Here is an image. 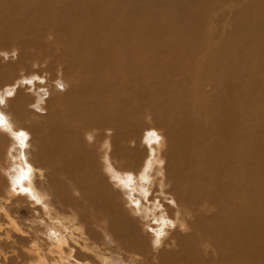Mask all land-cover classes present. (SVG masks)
<instances>
[{"label":"bare ground","instance_id":"6f19581e","mask_svg":"<svg viewBox=\"0 0 264 264\" xmlns=\"http://www.w3.org/2000/svg\"><path fill=\"white\" fill-rule=\"evenodd\" d=\"M226 1L0 0L2 45L16 42L24 49L37 41L36 51L43 50L36 54L52 56L47 66L60 64L67 75L63 76L68 83L65 91L55 92L44 102L42 96L49 93L46 86L34 90V79L24 77L22 81H32L30 87H7L14 66L0 65L2 93H19L6 100V109L0 106L8 121L6 127L26 134L21 138L26 147H20L0 131L1 186L5 188L7 178L13 191L5 200L0 196V214L14 230L29 234L30 243L34 242V251L30 250L38 253L41 264H67V250H72L70 239L74 237L70 231H79L82 225L90 235L83 249L95 251L107 245L103 236L102 245L97 243L107 227L124 250L132 255L143 252L144 242L137 235L140 227L137 236L130 228L140 224L135 220L146 217L141 214L139 218L135 211L162 208L170 217V211L175 210L168 208L166 189H153L152 198L146 193L151 184L156 188L163 183L162 170L166 186L183 207L209 202L222 212L220 221L212 225L197 221L194 230L202 229L218 239L225 237V244L237 247L238 257L248 250L250 258L264 262V0H250L240 8L231 33L219 43L211 39L205 24L209 9ZM235 1L241 4V0ZM49 33L54 43H39L42 35ZM30 35L34 38L24 40ZM23 59L25 64L28 57ZM38 76L34 73L31 77ZM64 83L59 81L57 86ZM34 95L37 110L44 111L40 103L49 108L46 117L29 111ZM146 118H151L150 123ZM153 130L161 131L168 141L159 158L152 152L159 146ZM147 139L154 147L151 142L148 146ZM13 153L19 155L17 163ZM25 158L31 168L26 167ZM161 160H166L163 167ZM46 168L52 171L41 174L44 179L37 182L36 169L43 172ZM29 174L30 179L21 183ZM73 192L80 193L78 200ZM82 195L86 202L81 201ZM7 199L40 205L51 224L60 225L67 234L54 242L47 236L48 242H44L34 231H22L19 210L2 204ZM57 202L72 212L83 204L94 212L105 211L109 224L107 221L108 226L98 228L100 234L93 223L92 229L84 227L85 215L75 222L78 225H71ZM163 210L157 218L161 225L154 230L157 241L164 237L168 225ZM125 219L132 223L126 225ZM56 229L58 226L48 230L51 239H57ZM178 237L179 253L162 251L152 263L150 255H145L143 264H166L162 256L172 254L175 258L183 253L185 240ZM162 243L171 246L170 239Z\"/></svg>","mask_w":264,"mask_h":264},{"label":"rangeland","instance_id":"374dc122","mask_svg":"<svg viewBox=\"0 0 264 264\" xmlns=\"http://www.w3.org/2000/svg\"><path fill=\"white\" fill-rule=\"evenodd\" d=\"M232 1H234V0H229V2L227 0L226 3H224V2L218 3L217 2L219 4V7H218V5H215L216 4L215 3L211 7L212 9L210 8L209 11L207 12V14L209 16H207L208 19H206V24H205L206 25V31L208 34H210L211 39H213L215 42L222 43L224 41V39H227V37L229 36V31L231 33V30L234 27L233 21H234L235 15H236L235 13L237 11H239L240 8L241 9L244 8L245 7L244 5L250 3L249 2L250 0H241L240 1L241 4H239L237 1H235L234 2L235 4H234ZM243 1H245V2H243ZM242 4H243V6H241ZM48 35H49V37H48ZM29 37L30 38H24V40L34 38L32 35H30ZM46 38L49 39L48 41H50V42H48L46 40ZM50 38L52 39V41ZM53 40L55 41L54 37L52 36V34L49 33V34L42 35V38L38 41H39V43L43 42L42 44H44V42H45V45L49 46V44L54 43ZM15 41L16 40H14V42ZM0 43H1L0 53L3 54V55H0V65L6 66L8 64L12 67L13 66L15 67V68L13 67L14 75L11 78V82L6 81V82H9V84H7V87H12L13 84H16V85H19V88H16V89L22 90L21 86H23V85H25L26 87L31 86V84L26 85V84L22 83L23 82L22 79L24 77H29L30 79H34V81H33L34 85H33L32 89H34V90H36L37 88L39 89L41 87L40 85H42V87L46 86V89L49 90V93L47 96H42L45 99L44 102L46 100H49L51 98L52 94H54L55 92L65 91L68 83L63 78V76L65 77L66 72H64L62 65H60V64L58 65L57 63H56V65H52L51 67L47 66V65H49V61L51 60L52 56H44L42 54H36V53H39L43 50V49H41V50L39 49L40 51L39 50L36 51L37 46H39L37 41L33 42L30 46H27V48H24V49L21 47V44L16 43V42L13 44L11 43L9 45L6 44L7 46L4 44H3L4 46L2 45V43H3L2 40L0 41ZM40 47L43 48V46H40ZM25 56L28 57V61H27L28 63L26 62L24 64L23 58ZM204 63L205 62H203L202 64H204ZM34 73H36V75L37 74L40 75V76H38V79L45 77L46 79L45 78L44 79L47 82H45L44 80H43V82L40 80L35 81V79H37V78H32ZM199 73L200 72H198V74ZM193 75H194V73H193ZM193 75H191V77H193ZM66 77H67V75H66ZM59 81L65 82L63 87L57 86V83ZM43 84H45V85L43 86ZM2 88L3 87H0V95H2ZM32 89H30V91H32ZM208 89H209V87H207V90ZM27 93H29V91ZM18 94L19 93L17 91V94L15 93L16 96L14 95V98L17 97ZM194 94L195 93H193L192 95H194ZM2 98L4 99V104H3L4 107L3 108L6 109V107H8L6 100L9 98H6V96H2ZM34 98H35L34 99L35 101L34 102L31 101L32 103L28 106L29 111L33 112L32 114H35V115L40 116L42 118L46 117L48 114L49 108H47V106H45V103H43V104L40 103L39 106L42 109H44V111L41 112V111L37 110L35 108V105H37L39 103H37V98L35 95H34ZM150 120H151V118L150 119L146 118L145 121L147 123H150ZM30 122L31 121H26L25 123H30ZM153 131L158 136L159 146L157 148L158 149L157 151H156V149H154V150H152V152H154L156 157L159 158L162 156V153L165 151L166 144L168 141L166 140L165 136L162 135L163 133L161 131H159V130L158 131L153 130ZM30 137H31V135L29 134L28 138H30ZM146 142L149 146V143L151 141L147 139ZM35 145H37V144H35ZM151 146L154 147L153 143ZM38 149H39V146L37 145L36 150L38 151ZM13 156L15 157L14 163H17L18 159H19V155L17 158V156L13 153ZM161 165H162V167L165 166L166 160L165 161L161 160ZM51 171H52L51 169L47 170V168L44 169L43 172L36 169L34 179L38 180L37 182H39V181H41V179H44V177L41 176V174H44V172L47 174V173H50ZM164 175H165V172H164V170H162L160 172L159 176L162 177L163 183L159 184L156 188L154 186V183L151 184L148 192H146V193L148 195V198H150V197L152 198L153 197V193H152L153 189L155 190V189H158L160 187L162 189H166L164 191V194L166 192V203L168 205V208L171 210L175 209V210H172V212H175L178 210L179 213L178 212L172 213L170 211L171 215H173V216L170 215V217H169V215H167L168 213L164 212V210L161 208L160 211L163 210V212L166 213V217L169 219H168V225L165 226L164 237L161 239V241H157L154 238V236H155L154 230L156 229L155 226L160 222V220H157L159 212H160V211H158V208L153 209L151 212L150 211L144 212L142 210L145 214L142 211H139V212L135 211L136 213H134V214H136V216L140 215L139 218L141 217V214H142V216H144L143 218L146 217L145 219H142V220H139V219L135 220V221L140 222L141 225L143 224L142 226L140 224L139 225L136 224L133 228L132 227L130 228L131 229L130 233L135 235L139 232L137 234L138 238H141L144 242V244H142L143 245L142 251L144 253L141 252L140 250L138 251V252H141L142 254L141 253L139 254L138 252H134L135 254L132 255L133 252H129L127 250H124L125 249L124 245L118 243V240L116 238H114V236L112 238L113 234H111L112 232H110L112 230V228L110 229V231H108L107 227H105V225L108 226V224H109V218L106 217L107 214H105V211L98 210V212L95 211L96 212L95 213L94 210L90 206L85 207V205L83 204V206L78 205L75 208V212H72V208L70 209L67 206L66 207L62 206L61 204H59L57 202L56 203L57 207L58 208L60 207L61 211L66 216H69L68 220L71 221V223H70L71 225H75L80 220V218L83 215H85V216H83L84 218L86 217V219H84L86 221V225L84 224V227L87 226L88 229H92L93 224H94L95 228L97 229L95 232L98 234H100L99 232H97L99 230L98 228H101V229H103L104 227L106 228L105 230L103 229L104 231L102 230V234L98 236L97 243H99V244L103 243V240L101 239V237L103 236L104 242L106 241L107 245L105 244L106 245L105 246L103 244L104 245L103 246L101 244L102 247L97 248L98 250L97 249L95 250L97 252L96 253L93 250L90 251L88 248L83 249L85 247V245H83L84 241L88 240V238L90 236V235L86 234V231H85V228H83V225L80 226L79 231H76L73 233L71 230L72 228L69 224V228L71 230L70 232L72 235H74V237H72V239H74V240L76 239V240L74 241V240L70 239L71 240L70 243L72 244V250H69V249L67 250L69 252V255H70V256H68L69 259L67 261V264H98V262H97L98 259L100 260V264H117V263L118 264H141V262L143 264L144 263L143 260H144L145 255H150V262L149 263H152V262H155L154 261L155 257L161 256L162 251H165L167 253H179V251H181L180 246L176 245V243H177L176 241H178V238H179L178 236H181L184 238L185 241H184L183 246H184L185 250L179 256L176 255L175 258H173L174 255H172V254H170V256L169 255L168 256H162V258H164L162 261L165 262L166 264H264V262H261L262 260H258V259L256 260V259L250 258L248 255L249 254L248 250L247 251L242 250L243 255H239V257H238V255H236V248L237 247L234 248V246H235L234 243L230 244L228 242L227 244H225V237H220V239H218L216 236L214 237V236H212V234H208V233L204 232V230H202V229L201 230H194L198 226L197 224H195V223H197V221L206 222L207 224H210V225L214 224V222H216L217 220L220 221V219L223 218L222 212H217L216 208L213 207L212 204H209V202L208 203L207 202L199 203V205H196V207L195 206L187 207V209L189 208L187 210L185 207L182 206L181 202L179 203L177 201L179 198H177L176 195H173L170 193L171 189H168V187L166 186V183L164 180ZM159 176H156V179H159ZM2 178H4L3 172H2V170H0V196H1V198H3V200H5L4 197L5 196L11 197L13 191H10L8 188L9 181H7V178L4 179L5 188H3L1 186L2 182H3ZM169 187L171 188V185H169ZM151 188H152V190H151ZM45 191H47V190L45 189ZM73 194H74V197L77 198V200H78L77 196H80V193L73 192ZM45 196L46 195H44V197ZM52 199H54V198H52ZM56 199L59 200L58 198H56ZM31 201H33V200L31 199ZM81 201H85L83 195H82ZM2 204L5 206L7 205L6 206L7 208L10 207L11 209L19 210V214H20L21 221H22L19 223H21L22 231L23 230L26 231V228H27V230L28 229L32 230L36 234H38V236L44 242L45 241L48 242L47 236L49 237V240L51 242H54L56 240L58 241L59 237L67 234L64 228H62L60 225H57L58 230L57 229L55 230V234L57 235V239H55V238L51 239L50 238L51 236L48 234V232L53 231L54 228H57V226H54V224L53 225L51 224L49 217L46 214H44L43 211H41L42 209H41L40 205H38V204H34V203L32 204V203H28V202L20 201V200L15 202V200H13V199H10V200L7 199V202L5 203L3 201ZM178 205L180 206L181 210H183V211L186 210V213L182 212L180 210V208L176 207ZM83 207H84L85 211L83 210ZM128 207L130 208L132 206H128ZM125 208H127V207H125ZM132 208L135 210L134 207H132ZM191 208H194V209H191ZM212 208H214V209H212ZM180 212L185 213L186 215L181 214L182 215L181 216ZM146 213H147V216H146ZM187 213H189V214H187ZM134 214H133V216L136 217ZM176 214H178V215L176 216ZM193 214H195V215L193 216ZM75 216H77V218ZM97 216L100 217L101 219L98 218ZM71 219L72 220L75 219V220L72 221ZM96 220H98V221L95 222ZM192 220H194V222ZM208 220H210V221H208ZM107 221H108V224H106ZM148 221H149V223H148ZM183 221L185 223H182ZM73 223H75V224H73ZM126 223L130 225L132 223V219H131V221H130V219L129 220L127 219L125 221V224ZM185 224H187V225H185ZM76 225H78V224H76ZM158 225H161V224L159 223ZM138 227H140L139 228L140 231L138 230V232H136L137 231L136 229ZM133 231H135V232H133ZM78 232H80V233L83 232L82 234L85 235V237L82 234L80 235V233H78ZM174 232L179 233V234H175ZM23 233L21 231L17 232V230H14V228L12 227V224H6L5 220L3 219V217H1V214H0V264H41V262H40L41 260L37 259L38 253L32 252V251H34V247H32L34 245V242L30 243L31 238L28 236L29 234L25 233L24 235H22ZM192 233H194V234H192ZM173 234L177 235V237L175 238ZM25 235H27V236H25ZM137 235H135V236H137ZM184 235H185V237H184ZM21 236H25L24 237L25 239L21 240ZM171 236H173V237H171ZM170 237L174 238L173 241L171 240ZM211 238H212V240H211ZM167 239H170L172 247L167 246V245L164 246V244L162 243L163 241H165ZM217 240H218V242H217ZM155 242H156V244H155ZM62 243L65 245V242L63 241V239H62ZM157 244H159V245H157ZM161 244H163V245H161ZM66 247L67 246L65 245V248ZM157 247L158 248L160 247V248L158 249ZM30 249H32V251ZM100 250H102V251L99 254H102V255L98 254V252ZM93 252H95V253H93ZM222 252H224V253H222ZM238 252H241V251H238ZM137 253L141 256H139V255L137 256L136 255ZM152 254H155V255H152ZM190 254H192V255H190ZM221 256H223V257H221ZM131 257H133V258L131 259ZM134 257H135L137 262L135 261ZM139 257H141V258H139ZM95 259H97V260L95 261ZM138 259H140V260L138 261ZM35 260H36V263H35Z\"/></svg>","mask_w":264,"mask_h":264},{"label":"snow or ice","instance_id":"6c2138e0","mask_svg":"<svg viewBox=\"0 0 264 264\" xmlns=\"http://www.w3.org/2000/svg\"><path fill=\"white\" fill-rule=\"evenodd\" d=\"M0 55H3L2 53H0ZM38 79V77H37ZM22 83L24 84H31L32 81L31 80H27V81H23ZM13 88H19V85L13 84L12 85ZM6 95L8 98H12L15 95L14 91H10V90H5L2 95H0V106H2L4 104V99L2 98V96ZM8 124V121L4 118V113L2 111H0V131H4L6 132L9 136L12 137V139L16 140L18 145L20 147H26L25 141L22 140V137H25L26 134L21 130V131H16L15 133L8 127H6V125ZM25 165L27 168H31V165L27 164V160L25 158ZM30 175L28 177H24L21 181V183H23V180H27L30 179ZM25 192H28V189H24ZM33 199H35V197H33ZM135 207H138L139 205H134Z\"/></svg>","mask_w":264,"mask_h":264}]
</instances>
